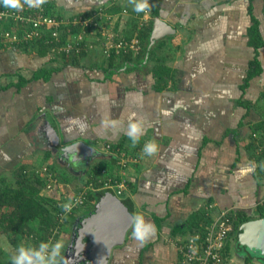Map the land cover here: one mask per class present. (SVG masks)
<instances>
[{"label": "crops", "instance_id": "crops-1", "mask_svg": "<svg viewBox=\"0 0 264 264\" xmlns=\"http://www.w3.org/2000/svg\"><path fill=\"white\" fill-rule=\"evenodd\" d=\"M48 1L52 14L65 18L103 6L120 36L133 37L141 21L152 20L153 28L154 18L173 32L153 42L160 46L146 69L128 67L110 79L101 69L105 57L97 48L89 50L77 67L66 65L46 80L36 78V72L41 67H61L59 58L41 59L34 50L20 47L1 51L0 179L11 181L19 166L34 171L54 162L74 179L73 185L62 186L60 193L54 188L42 193L70 198L76 192V178L85 184L87 177L81 171L93 164L107 161L111 174L122 173L116 155L106 149L107 144L122 142V151L138 159L123 173L132 187L126 198L135 217L155 225L156 234L140 246L132 238V227L123 244L113 248L107 264H175L172 242L195 229L185 228L176 235L172 229L186 224L192 214L204 211L215 216L229 210L253 215L256 204L264 200V172L261 176V159L246 147L250 126L264 118L260 97L264 46L259 50L263 71L242 91L253 57L247 44L250 0H160L158 16L151 10L147 16L135 12L128 0ZM153 2L149 0L150 5ZM263 5L264 0H251V15L260 21L264 41ZM157 62L169 69L168 85L162 91L154 89L152 68ZM245 104L252 108L247 110ZM138 122L144 134L132 147L127 133L129 125ZM149 141L158 145V152L150 157L142 152ZM75 142L92 152L79 158L61 151ZM210 205L214 208L208 210ZM71 218L64 226L69 229L58 240L64 245L63 254L73 243ZM198 224L199 228L202 223L198 220ZM5 244L0 245V264H11L17 250L7 238Z\"/></svg>", "mask_w": 264, "mask_h": 264}, {"label": "trees", "instance_id": "trees-1", "mask_svg": "<svg viewBox=\"0 0 264 264\" xmlns=\"http://www.w3.org/2000/svg\"><path fill=\"white\" fill-rule=\"evenodd\" d=\"M160 0H155L151 4V12L154 16H158V7ZM44 14L52 16V3L50 1L43 4ZM263 19H264V5H263ZM248 14L250 15V26L247 31V44L253 50V57L248 63V71L246 77L243 80V84L241 86L242 91H244L249 82L261 75L262 63L259 59V50L264 46V41L260 32V21L252 16V6L251 0L248 7ZM2 24H0L1 26ZM5 30H15L13 23H5L2 25ZM70 34H73L79 30V28H70ZM152 31V20H150L147 24L141 21V24H137L135 26L134 36H124L121 35L125 40H130L136 37L141 44V51L132 56L131 53H116L114 50H110L109 57H105V65H101V69H103L107 79H110L111 76L115 73L123 71L122 69H126L131 67L132 69H146L147 63L153 58L155 54L156 48L160 46L158 42H155L153 45H150V35ZM66 33V31L64 32ZM61 36L64 38L69 35ZM49 39L47 34H44L43 37L34 40L28 44H22L21 46H15L14 49H31L36 52L37 57L44 59L49 54L50 46L46 42ZM158 44V45H157ZM3 50H0V52ZM7 51V50H4ZM87 51L84 46L80 45V52L78 54L72 53V55L61 54L57 56L60 61H62V66L59 68H39L36 72V78L42 77L43 79H47L51 74L59 71L66 65H70L73 67H77L79 65V61L82 57L87 55ZM55 61V60H52ZM152 75L154 77V89L156 91H162L166 89L168 85L169 69L165 66H162L161 63H156L152 68ZM171 85H174L172 82ZM264 98V92L260 96ZM245 108L250 110L252 106L249 104H245ZM251 135L250 142L246 147L247 152H251V154L255 155L257 159H261V163L263 166L259 169L260 175L264 172V118H260L259 121L250 126ZM110 145V152H117V155L121 154L124 151V145L122 142L116 145ZM123 150V151H122ZM126 154V153H125ZM128 155V154H127ZM80 167L84 170L86 168L84 163H79ZM110 164L107 161H101L98 164H93L91 167L87 168L86 172H82L80 175H86L87 179L85 184H79L82 180H78L79 176L76 178L75 186L73 190L78 193L86 188L88 185H92L94 190L88 191L86 196V203L88 204V209L91 213L95 211V205L99 201V193H106L107 190L101 189L102 185L108 178H113L114 180H118V175L111 174L109 172ZM47 169L46 173L51 174L55 179V183L51 185L48 190H57L59 193L61 192V187L64 185H73V178H70L69 174L65 172L67 175H60L59 172L54 171L51 167H45ZM43 175H46L45 173ZM37 173V170L27 171L25 167L19 166L16 167L12 171V181H9L7 178L0 179V232L7 238L10 246L18 250L19 247L23 246L25 248H38L41 242H56L60 239V236L65 233L69 228H64L67 223V219H74V215L77 214L79 208L75 209L71 214L64 215L63 217H59L58 212L61 210L58 209V204L60 202H64L69 199L68 195H64L62 198V194L59 195L58 198L54 196L43 195V191L46 189V179ZM128 189L131 191L132 187L130 182L128 183ZM68 192V191H67ZM115 195V194H114ZM68 196V197H65ZM73 194L70 196L72 197ZM116 196V195H115ZM117 197V196H116ZM122 202L130 206V200L124 197H117ZM85 203V205H86ZM84 206V205H83ZM82 206V207H83ZM80 207V208H82ZM233 219V232L238 233V229L241 224L247 222L249 220L264 218V200L258 202L255 206L254 214L248 215L245 211H233L230 213ZM201 217V219H196ZM208 216V215H207ZM204 211H199L190 216V219L186 222V224L182 226H177L172 229V235H176L181 233L182 229L187 228L188 230H198V220L202 223V226L206 224V221L209 219ZM160 219H156L154 217V221ZM133 227V226H132ZM129 232L127 233V235ZM77 242H75L76 247L73 249L71 247L67 253L70 251H75V255L71 256L73 260H76L77 255L85 253L86 250L83 246L79 244V237L76 238ZM85 239L81 240L82 244ZM74 243V240H73ZM72 243V245H73ZM238 249L245 252L247 254L244 259V264H252V256L253 254L244 247L239 246ZM226 261L229 258V244L226 246ZM1 253V251H0ZM251 254V255H250ZM225 261V263H226ZM224 263V264H225Z\"/></svg>", "mask_w": 264, "mask_h": 264}, {"label": "built area", "instance_id": "built-area-1", "mask_svg": "<svg viewBox=\"0 0 264 264\" xmlns=\"http://www.w3.org/2000/svg\"><path fill=\"white\" fill-rule=\"evenodd\" d=\"M13 23L15 30H5L2 25ZM0 50H7L22 44H28L47 34L49 39L46 41L49 46V58L54 60L61 54L72 55L80 52L82 44L88 52L92 49H99L104 57H109L110 50L116 53H131L137 55L142 47L140 41L134 37L125 40L117 31L114 30L113 21L110 14L106 13L103 6H99L93 12H80L68 18L59 16H49L44 14L43 5L36 8L24 6L23 10L17 11L4 7L0 4ZM70 28H79L70 34ZM66 31V33H64ZM69 35L64 38L61 36ZM110 145H106L109 150ZM116 155L117 169L120 170L118 180L108 178L103 183L101 189H110L117 197H122L128 188L129 179L124 177V170L129 164H135L138 159L134 155H127L124 152ZM45 167L37 170L46 179V189H49L55 179L51 174L46 173ZM117 175V174H115ZM114 175V176H115ZM94 190L92 185H88L82 191L75 193L72 197L58 204L59 217L71 214L75 209L82 207L86 203L87 192ZM69 200L80 203L73 207L70 213H65L61 205ZM209 206L208 210L213 209ZM229 210H220L215 216L210 215V219L205 225H201L198 230L185 236L174 239L173 246L177 254L175 264H224L226 261V246L233 233V219Z\"/></svg>", "mask_w": 264, "mask_h": 264}, {"label": "water", "instance_id": "water-1", "mask_svg": "<svg viewBox=\"0 0 264 264\" xmlns=\"http://www.w3.org/2000/svg\"><path fill=\"white\" fill-rule=\"evenodd\" d=\"M173 30L159 18L153 19V28L150 35V44ZM56 146L58 139L53 130H49ZM89 149L81 142L66 146L61 151L77 154L79 158H86ZM99 201L95 205L93 214L83 220L79 229V244L90 250L91 264H107L113 248L121 246L127 232L133 225L134 210L118 199L112 190L99 193ZM86 239L83 245L81 240ZM237 244L246 247L253 259L264 260V218L249 220L240 225L237 233Z\"/></svg>", "mask_w": 264, "mask_h": 264}, {"label": "clouds", "instance_id": "clouds-1", "mask_svg": "<svg viewBox=\"0 0 264 264\" xmlns=\"http://www.w3.org/2000/svg\"><path fill=\"white\" fill-rule=\"evenodd\" d=\"M47 0H0L6 8L13 10H23L27 5L29 8L40 7L45 4ZM129 4L133 6V10L137 13H145V16L150 12L151 5L149 0H128ZM144 134V127L142 123H131L129 125L128 137L131 141L132 147H135L140 138ZM142 152L146 156H154L158 152V145L154 142H147ZM80 201L75 202L69 200L61 205L64 212L70 213ZM156 234L155 225L150 221L145 223L142 217L136 216L133 218V232L132 238L139 243L140 246L146 245ZM64 245L61 241L56 242H41L38 248L19 247L17 254L12 257L11 264H68L70 258H66L63 254Z\"/></svg>", "mask_w": 264, "mask_h": 264}, {"label": "rangeland", "instance_id": "rangeland-1", "mask_svg": "<svg viewBox=\"0 0 264 264\" xmlns=\"http://www.w3.org/2000/svg\"><path fill=\"white\" fill-rule=\"evenodd\" d=\"M51 168L56 171L59 172L60 175H67L65 173V170L63 169V167L61 168L57 163H51ZM83 172V171H81ZM83 177V176H82ZM12 181V180H11ZM84 180L82 179V182ZM13 182V181H12ZM131 193L130 190L127 188L126 192L122 195V197L126 198V196H128L127 193ZM120 197V196H119ZM93 214V213H91ZM90 211L88 209V204L86 203V205L84 204V206L82 208H79L77 211L76 216L74 217L73 220H71V234H72V240H74L73 245L71 244H67V252L69 251V249L73 246H75V242H77L76 238H78L79 235V229L81 227V224L83 222V220H85L88 216L91 215ZM132 228V227H131ZM5 239L6 237H3L2 235H0V245H6L5 244ZM84 244L86 243V239L83 242ZM229 258L227 259L225 264H244V259L246 258L247 254L242 251H240V249H238V244H237V233L233 232L229 238ZM66 244V243H65ZM83 244V245H84ZM173 245V244H172ZM174 247V246H173ZM76 247H73V249ZM85 248V246H84ZM77 249V248H76ZM86 252L84 253H80V255H77L78 257H76V260H73L71 256H74L76 253L75 251L73 252L70 251V253H66L64 254V256L66 258H70L68 260V264H91V260H90V250H87L85 248ZM251 255V254H250ZM252 264H264V260L262 259H253L252 258Z\"/></svg>", "mask_w": 264, "mask_h": 264}]
</instances>
